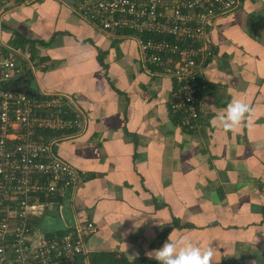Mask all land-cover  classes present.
<instances>
[{
	"label": "crops",
	"instance_id": "1",
	"mask_svg": "<svg viewBox=\"0 0 264 264\" xmlns=\"http://www.w3.org/2000/svg\"><path fill=\"white\" fill-rule=\"evenodd\" d=\"M4 10L2 41L15 33L32 41L24 50L36 69L17 57L22 70L11 84L67 93L87 116L80 135L53 145L82 182L72 204L53 206L62 222L44 233L75 218L92 222L89 264L101 253L156 260L154 250L177 237L212 246V264H264V0H242L206 26L212 55L201 69L208 89L195 130L170 111L173 79L146 70L132 37L105 34L65 0ZM234 98L251 111L224 130L214 117Z\"/></svg>",
	"mask_w": 264,
	"mask_h": 264
},
{
	"label": "built area",
	"instance_id": "2",
	"mask_svg": "<svg viewBox=\"0 0 264 264\" xmlns=\"http://www.w3.org/2000/svg\"><path fill=\"white\" fill-rule=\"evenodd\" d=\"M31 1L0 0V24L6 6ZM73 2L78 15L105 34L132 37L150 74L173 79L170 111L180 125L195 130L201 95L208 89L201 69L212 55L206 26L237 10L242 0ZM17 57L34 75L32 60L2 41L0 26V264H89L85 238L94 231L92 222L75 218L63 232L53 233L36 226L41 209H61L63 202L74 200L81 175L52 148L80 135L87 116L67 93L39 89L28 95L10 89L9 82L22 70Z\"/></svg>",
	"mask_w": 264,
	"mask_h": 264
},
{
	"label": "clouds",
	"instance_id": "3",
	"mask_svg": "<svg viewBox=\"0 0 264 264\" xmlns=\"http://www.w3.org/2000/svg\"><path fill=\"white\" fill-rule=\"evenodd\" d=\"M250 111L248 102L234 98L222 111L216 113L214 123L224 130H231L241 125ZM214 251L212 246L202 248L185 237L166 239L158 249L154 250L158 264H212Z\"/></svg>",
	"mask_w": 264,
	"mask_h": 264
},
{
	"label": "trees",
	"instance_id": "4",
	"mask_svg": "<svg viewBox=\"0 0 264 264\" xmlns=\"http://www.w3.org/2000/svg\"><path fill=\"white\" fill-rule=\"evenodd\" d=\"M7 42L9 46L21 51L24 54H26L25 52H27V50H24L26 46H28L29 52H31V50L33 49V42L20 36L17 33L13 34ZM1 49L4 50V48ZM28 56L30 60L33 59V55L29 54ZM90 262L91 264H158L156 260H150L146 258L132 262H129L128 260L122 257L119 259H115L113 253H101L93 255V257H91L90 259Z\"/></svg>",
	"mask_w": 264,
	"mask_h": 264
},
{
	"label": "rangeland",
	"instance_id": "5",
	"mask_svg": "<svg viewBox=\"0 0 264 264\" xmlns=\"http://www.w3.org/2000/svg\"><path fill=\"white\" fill-rule=\"evenodd\" d=\"M12 80H13V78L10 81V85H13V84H11L13 82ZM62 215H63V217L69 215L68 209H67L66 206H64V208L62 210ZM44 220H45V222H44ZM61 222H62L61 218H59L58 215L57 216L55 215L53 218H51V217L41 218L40 222L37 221V225L36 226L39 227L40 225L42 226V224H43L42 231L45 232L47 230L48 226H58Z\"/></svg>",
	"mask_w": 264,
	"mask_h": 264
},
{
	"label": "water",
	"instance_id": "6",
	"mask_svg": "<svg viewBox=\"0 0 264 264\" xmlns=\"http://www.w3.org/2000/svg\"><path fill=\"white\" fill-rule=\"evenodd\" d=\"M65 1H67V2H69V3H71V2H73V0H65ZM9 88L10 89H16V90H18V91H22V92H24V93H26V94H28V95H32V94H34L32 91H30L29 89H25V88H18V87H15L14 85H9ZM54 210V207L52 206V205H49L48 207H47V212L44 214V217H51V218H53L55 215L57 216H59V213H58V211H55V212H52ZM48 211H50V213L48 212ZM52 212V213H51Z\"/></svg>",
	"mask_w": 264,
	"mask_h": 264
}]
</instances>
